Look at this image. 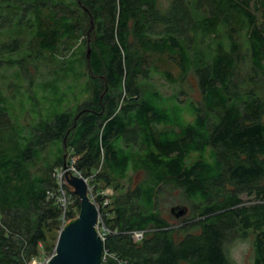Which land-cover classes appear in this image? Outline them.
Wrapping results in <instances>:
<instances>
[{
    "label": "trees",
    "instance_id": "16d2710c",
    "mask_svg": "<svg viewBox=\"0 0 264 264\" xmlns=\"http://www.w3.org/2000/svg\"><path fill=\"white\" fill-rule=\"evenodd\" d=\"M165 4L0 0V264L56 253L51 194L73 157L97 190L116 185L102 209L120 261L235 264L231 243L253 236L264 264V0ZM65 188L69 223L81 202ZM174 189L189 216L172 223L161 203Z\"/></svg>",
    "mask_w": 264,
    "mask_h": 264
},
{
    "label": "water",
    "instance_id": "95a60500",
    "mask_svg": "<svg viewBox=\"0 0 264 264\" xmlns=\"http://www.w3.org/2000/svg\"><path fill=\"white\" fill-rule=\"evenodd\" d=\"M90 54L91 49L88 56ZM68 172L70 171L66 172V182L80 199V212L78 217L67 223L61 231L56 253L48 264H103L105 242L97 227L100 219L99 209L89 195L87 182L75 175L67 174ZM171 211L180 218L189 210L187 207L177 206Z\"/></svg>",
    "mask_w": 264,
    "mask_h": 264
},
{
    "label": "rangeland",
    "instance_id": "374dc122",
    "mask_svg": "<svg viewBox=\"0 0 264 264\" xmlns=\"http://www.w3.org/2000/svg\"><path fill=\"white\" fill-rule=\"evenodd\" d=\"M169 1L170 0H162L163 4H165V3L168 4ZM154 63L157 66H159V68L163 71L171 70L174 76L179 75V70H178V68L174 62H171L167 59L165 60V58L161 57L159 59H154ZM154 82L158 85V87L163 91L164 94H166V95L172 94L173 88H172L171 84H169L160 75L154 76ZM187 84L188 85H186V89H189V87H190L191 89H189V91H190L191 95L194 98L199 99L197 84H196V81H195L193 76L189 77ZM187 106L189 107V105H187ZM92 183H93V181L90 182V186L92 189H90L89 192L92 191L91 195L94 198V201H96V205L99 209V213L101 214L100 219H101L102 223L105 224L104 217H103L104 216L103 209H104V207H106L107 205H109L111 203V200L117 194L116 185L108 186L107 188L101 189L99 191L96 189L95 185H93ZM100 193H101V195H100ZM103 195H107V196H103ZM100 198H103V202H104L102 204L103 206L99 204V203H101L99 201ZM106 199H109V200H106ZM105 201H108L109 204L106 205ZM74 204H75V201L72 198L70 200V204L68 206V209L70 208L71 205L73 206ZM182 205L186 206V207L188 206L186 200L184 199V197L181 193V191L176 190V189L165 191V195H164V198H163L162 203H161V209H162V214L166 219H168L172 223H175V222L179 221L181 218H183V217H181V218L174 217L172 214V211H171L172 208L177 207V206H182ZM102 207H103V209H102ZM78 215H79V213H78ZM78 215H77V217H78ZM188 216H189V214L186 215L185 217H188ZM63 224H64V220H62V223H61V229L59 231L60 233L62 231ZM106 227H107V225H106ZM60 233H59V235H60ZM56 234L57 233H54V236H56ZM58 239H59V237H58ZM253 241H254V237L251 236L250 238H247V239H237L231 243V245H230V256L233 259V261L235 262V264H253L254 257H255ZM44 247H45V245H43V248H42V251H43L42 252L43 253L42 258L36 259L32 264H46V262L49 259H51L52 256L51 257L47 256L48 252L45 251Z\"/></svg>",
    "mask_w": 264,
    "mask_h": 264
},
{
    "label": "built area",
    "instance_id": "2783aa9c",
    "mask_svg": "<svg viewBox=\"0 0 264 264\" xmlns=\"http://www.w3.org/2000/svg\"><path fill=\"white\" fill-rule=\"evenodd\" d=\"M76 161H77V158L73 157L71 159L70 163L66 166V168L63 167L59 171H57L59 189L56 193V196L54 194H51V196L56 197L58 199V203L62 206V208L64 210V216H63L64 224H63L62 230L64 229V227L68 223V221L66 219V211L68 210L70 200L72 199L71 195L68 193L67 189L65 188V183H67L66 182V172L70 171L67 174H72V175H75L79 178L84 179L88 184L89 190L92 189L90 186V182L93 181L94 176L85 177L80 171L77 170V168L75 166ZM91 193H92V191L89 192V195H90L92 201L96 204V201H94V198L92 197ZM100 195H101V193H100ZM103 196H107V195H103ZM106 200H109V199H106ZM105 202H106V205L109 204L108 201H105ZM100 218H101V214H100ZM97 227H98L99 234L101 235L102 239L105 242L107 235L110 233V230L108 229V227H106V225L104 223H102L101 219H99V223H98ZM144 234L145 233L142 231L135 232L134 233V240L137 242L141 241L144 238ZM49 260L46 262V264H48ZM110 260L111 261H117V264H127L126 262L120 261L115 254L109 253L108 251L105 250L103 263L108 262Z\"/></svg>",
    "mask_w": 264,
    "mask_h": 264
},
{
    "label": "bare ground",
    "instance_id": "6f19581e",
    "mask_svg": "<svg viewBox=\"0 0 264 264\" xmlns=\"http://www.w3.org/2000/svg\"><path fill=\"white\" fill-rule=\"evenodd\" d=\"M61 221V220H60Z\"/></svg>",
    "mask_w": 264,
    "mask_h": 264
}]
</instances>
